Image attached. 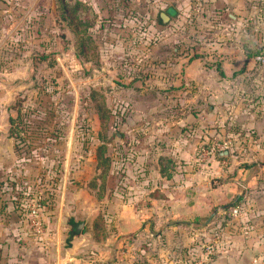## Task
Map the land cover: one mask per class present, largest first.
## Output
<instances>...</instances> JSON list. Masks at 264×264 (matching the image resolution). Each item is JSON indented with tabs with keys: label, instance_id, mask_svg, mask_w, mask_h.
I'll list each match as a JSON object with an SVG mask.
<instances>
[{
	"label": "rangeland",
	"instance_id": "rangeland-1",
	"mask_svg": "<svg viewBox=\"0 0 264 264\" xmlns=\"http://www.w3.org/2000/svg\"><path fill=\"white\" fill-rule=\"evenodd\" d=\"M64 1L70 9L78 1L88 9L80 7L73 14L60 10L63 0H40L39 6L43 9L39 10L35 7L36 0H26L23 11L12 13V27L0 21V136L4 141L0 149L6 150L4 155L0 154V201L6 203L7 211L10 207L11 214L17 216L12 221H18L20 238L42 251L49 231V217L56 211H63L66 225L69 219L81 224L80 243L85 245L86 251H82L77 259L81 258L84 264H163L169 257L172 264H195L209 245L217 248L216 259L219 249L228 241L222 229L235 218L234 209L229 213L226 209L236 203L235 196L245 197L246 190L231 192V201L227 204L215 202L204 206L203 214H191L184 223L151 216L148 211L152 205L147 198H142L136 208L146 216L143 226L149 230L139 235L124 234V221L117 218L119 209L124 206L118 195L123 189L125 195L133 191L132 186L123 187V182L131 179L126 166L133 162L132 135L140 128L146 133H160L158 128L167 129L172 126L171 122L192 115L199 108L206 117L204 125L198 127L202 133L191 129L192 126L196 128L195 123L179 126L183 136L196 141L194 160L157 156L155 162L165 168L179 162L183 166L191 164L221 170L219 174L212 171L211 176L206 177L207 192L216 193V197L217 193L223 194L221 190L227 191L225 188L231 186L229 184L241 170L264 167V125L252 129L244 120V113L253 110L260 116L262 111L256 99L248 101L245 88L230 96L232 99L224 97V102L227 100L235 106L231 116L228 107L218 106L213 97L214 74L197 76L195 80L189 77V85L184 84L185 77L182 83L175 82L171 86L165 82L169 78L181 79L167 71L170 64H177L175 54L184 51L189 53L188 56L192 55L190 61L195 60L191 68L194 73L196 69L215 68L218 61L213 56L220 52L215 48L220 45L230 49L228 43L232 39L243 44L244 31L248 28H237L238 35L233 36L229 29L218 27L215 15L206 14L208 1L203 4L201 14H194L191 0L188 28L169 30L154 17L157 22L154 40L151 46L146 45L140 50L146 52L150 47L151 51L155 48L154 55L135 54L139 45L117 52L114 50L116 45L108 40L116 30L111 28L121 20L150 19L152 15L140 10L141 7L153 10V0H143L141 6L134 3L135 0L116 3L110 0L106 6L109 14L103 18L100 13L102 0ZM164 6L166 9L163 3ZM0 17L4 18V15L0 14ZM127 28L125 33L130 37H138L146 31L142 26ZM165 31L172 36L168 38L172 42L165 43L162 39ZM254 31L259 28L255 27ZM263 50L257 44L250 51L257 55ZM201 56L204 59L200 62L198 57ZM182 63L185 64L184 60H178L179 68ZM258 63L264 67L263 62ZM179 71L173 74H179ZM201 83L208 87H200ZM241 84L243 87V80ZM184 87L186 90H182ZM18 97L24 102L28 127L14 139L8 133L10 107ZM134 101L147 108L152 105L158 123L136 124ZM184 101L188 108H184ZM216 113L222 120L213 123ZM234 115L240 116L237 121ZM179 132L174 131L173 135ZM224 143H229L228 149L221 148ZM223 153L228 156H222ZM257 169L260 173L258 191L264 196V169ZM170 175L175 173L167 171L166 176ZM192 191L187 189L186 195ZM216 197L212 196L215 201ZM133 206L130 204L129 210L132 211ZM237 206L242 214L249 207L242 203ZM261 206L264 208V204ZM34 208L39 214L41 233L32 226ZM240 217H237L238 221ZM196 219L199 221L194 222ZM244 221L240 223L243 233L240 240L243 242L251 234L249 222ZM164 225L171 227L173 232L164 235ZM156 228L160 231H154ZM250 257L252 261L264 259V253H242L232 256L228 262L251 264Z\"/></svg>",
	"mask_w": 264,
	"mask_h": 264
},
{
	"label": "crops",
	"instance_id": "crops-1",
	"mask_svg": "<svg viewBox=\"0 0 264 264\" xmlns=\"http://www.w3.org/2000/svg\"><path fill=\"white\" fill-rule=\"evenodd\" d=\"M25 1L26 0H0V14L4 15V18L0 17V21L12 27V13L23 11V8L26 6ZM36 1V9L42 10L43 7L39 6L40 0ZM92 1L96 2L97 0H90V2ZM117 1L119 0H114L112 3H116ZM153 1L155 3V8L153 7V10L147 11L143 9V7H141L140 10V12H144L143 14L152 15L150 19L147 18L144 21L121 20L119 24L111 28H116L115 33L111 35L113 37L108 39L110 43L116 45L114 50L120 52L119 50L122 48L128 49L133 45H139L138 47L140 48L134 51L135 54L142 53L147 56L154 55L155 48H152L153 51H151V47L146 52L140 51L145 48L146 45L151 46L152 40H154L153 38L157 29V22L154 17H157L161 23L163 22V25H166V29L169 30L179 27L183 29L188 28L191 0H172L171 2L173 4H170V0ZM100 3H102L103 7L100 12L103 18V16L106 17L109 14V10L106 6L110 4V0H102ZM134 3H140L141 6L143 0H135ZM163 3L166 5V9L165 6L163 8ZM167 4L170 5L167 6ZM163 13L169 16V21H164L162 19L161 15ZM153 14L155 16H153ZM206 14L215 15L218 21V27L220 29H229V31H232L233 36L238 35L237 28L241 26H244V29L248 28L246 32L244 31V43H237L235 42L236 39H232V42L230 41L228 43V46L231 45L229 46L230 49L228 47L221 48L219 45L215 50L219 49L220 52L218 51L213 56L218 61L215 68L205 67L199 70L196 69L195 73L191 70L194 64L193 61H195H190L193 59L192 55L188 56V52L185 53L181 51L180 54H175L177 55L175 59L184 60L185 64L183 65L182 63V67L179 68L177 60V66L175 64H170L167 70L170 71L172 76L175 75V77H180L181 79L169 78L165 79V82H169L168 85L171 86L175 82L182 83L185 77L184 80L186 82L184 84L189 85V77H194L195 80L197 76L214 74L212 75V91H215V93L213 92V97L218 101V106L224 104V107H228V110L231 111V116L235 113V106L233 107L230 105L227 100L224 102V97H233L235 93L245 88V91L248 93V101L249 99H256L259 104L258 107L260 112L262 111V113L259 116L255 114L253 110H250L249 113H244V115H246L244 116L246 117L244 120L247 122L246 125L250 126L252 129L255 127L259 128L264 125V67L258 63L257 58L260 57L259 55L262 53L263 60L261 63H264V50L257 55H254L250 50L257 44L260 45L261 48H264V0H208ZM132 26H136V28H139V26L145 27L146 31L138 37H130L126 35L125 30H128L127 27L130 28ZM255 27L259 28V31H254ZM168 38H172V36L168 35L167 31H165V35L162 39L165 40V43L172 42V40H168ZM128 45L129 47H127ZM224 45L225 44H221V46ZM236 45L239 47L235 48ZM203 49L205 50L206 48ZM171 56L173 55L171 54ZM203 59V56L200 58L198 57V61L200 62L203 61ZM256 66H258V69H255ZM184 67H186V69H184ZM177 70H180V73L173 74V72ZM260 70H262L261 74H259ZM255 76L256 78L258 76L257 81L255 80ZM242 80L243 87L241 84ZM186 87L182 90H186ZM200 87L207 88L208 85H206V83H201ZM134 104V113H136L134 122L136 124L158 123L157 120L159 119L156 118L158 115L153 114L154 110L151 109L152 105L147 108L141 106L138 101H134ZM183 104L185 106L184 108H188L187 101H184ZM179 106L183 107V105ZM141 108H143L144 112ZM216 109L219 110L218 107ZM201 110L202 109L199 108L195 110L192 115L178 118L175 122H171L172 126L169 125L168 128L166 127L167 129H165V127L158 128L160 129V133H146L144 128H140V130H137V132L132 135L134 136L133 162L126 166V169L130 171L129 176H131V179L127 178V183L123 182V187L128 186L129 188L132 186L133 191L129 195H125L123 189V193L118 195L121 198L119 202L124 206H122V209H119L117 218L124 221L123 228L126 229L124 234L130 235L133 233L139 235L142 231L147 232L149 230L146 225L143 226V221L146 216L143 212H138L136 208L137 202H141L140 200L142 198H147L149 204L152 205V208H149L148 211L151 216L157 215L160 220H179L183 222L186 221L191 214L196 216L203 214V207L211 205V203L227 204L231 201V192L235 190L243 192V190H246L247 193L240 203H242L243 206L248 205L249 207L245 208L246 210L243 214L241 213L240 221H238L239 218L232 217L233 219L227 227L222 229L224 236H228V241L223 243L221 249L218 251V254H220L210 263L232 264L231 261L228 262L232 256H238L242 253L248 254L249 252L252 254L264 253V208L261 206L264 204V196L259 194L261 192L258 191L260 173L257 169L259 168L262 170L264 167H261V169L259 166H256L254 168H245L241 170L240 173L236 174L234 182L229 184L231 186L225 188L227 191L224 192L221 190L220 193L223 194L219 195L217 193L216 197V193L207 192L209 186L206 179L211 176L212 171L215 174H219L221 170L218 171L211 167L200 165L193 166L191 164L183 166L179 162L175 166L165 168L158 164V161H154V157L157 158V156H175V158L181 160H194L196 154V141H190L187 136H183L179 126L185 123H195L196 128L192 126L191 129H195L197 133H202L198 127L204 125L206 117H204V113ZM239 117L240 116L237 115L233 116L236 121ZM221 118V115L216 113L212 119L213 123H218ZM166 123L167 122L164 124ZM174 131L177 133L180 131V134L173 135ZM4 135L7 136V133ZM2 138L0 136V146L4 142ZM5 152L6 150L0 149L1 155H4ZM167 171L174 172L175 175H170L168 177L166 176ZM192 173L196 174L193 175ZM206 173H208L207 176L205 175ZM187 189L193 190L192 193H189V196L186 195ZM228 191H230V193ZM212 196L216 197V201ZM65 197L64 192V203ZM240 197L241 195L235 196V202H237ZM126 203L128 206L125 207ZM130 204H134V209L132 211L129 210ZM5 206L6 203H1L0 201V264H84L81 258L77 259V256H81L82 251H86L85 245L80 243L82 236V231H80L81 224H77L75 220L69 219L66 225L63 221V211L52 213L48 219L49 231L43 243L44 249L38 251L33 245L22 241L20 238L21 234L18 221H12V219L16 220L17 216H13L10 207L7 211ZM244 220L249 222V228H247L251 234L250 237L243 242L240 240V238L243 237L240 223ZM244 225L246 224L244 223ZM150 231L152 232L151 229ZM154 231L159 232L160 230L156 228ZM172 232L171 227L164 225V235L171 234ZM251 259L252 257H250L249 262L252 261ZM246 261L248 262V260ZM163 264H172L170 257L163 260Z\"/></svg>",
	"mask_w": 264,
	"mask_h": 264
},
{
	"label": "trees",
	"instance_id": "trees-1",
	"mask_svg": "<svg viewBox=\"0 0 264 264\" xmlns=\"http://www.w3.org/2000/svg\"><path fill=\"white\" fill-rule=\"evenodd\" d=\"M80 7H83L84 9L85 8L88 9L87 5H85L81 1H78V3H76V5L70 9V7L67 6L65 1L63 0V5H62V8L60 10H62V11L64 10L68 13L71 12L74 14V13H77L79 11ZM259 56L263 57L262 53ZM23 103H24L23 100L18 97L16 99V102L10 107V111L12 112V115L9 118L10 127H9L8 133H9L10 138H14V139L19 138L21 136V134L25 131L24 127H28L27 122H26V116H25V113L23 111ZM242 198L243 197H240L238 199V201L233 206L227 208L226 212L229 213L234 208L238 207L237 205H238V203H240ZM198 221H199V219H196L194 222H198Z\"/></svg>",
	"mask_w": 264,
	"mask_h": 264
},
{
	"label": "built area",
	"instance_id": "built-area-1",
	"mask_svg": "<svg viewBox=\"0 0 264 264\" xmlns=\"http://www.w3.org/2000/svg\"><path fill=\"white\" fill-rule=\"evenodd\" d=\"M208 0H192V10L194 14H201L203 11V4L206 3ZM258 61H262L263 58L262 56L257 58ZM229 143H224L222 145V149H228L229 147ZM210 153H213L212 151ZM209 154V153H207ZM206 155V152L205 154ZM32 214V226L35 228V231H37L38 233L42 232V226L41 223L39 221V214L38 211L34 208L31 212ZM241 215V209L239 207L234 208L233 210V216H235L236 218L239 217ZM217 254V248L215 246L209 245V246H205L204 251L201 255V257L199 258L198 261H196L195 264H210L213 261V258L216 256ZM251 264H264V259L262 258H255Z\"/></svg>",
	"mask_w": 264,
	"mask_h": 264
},
{
	"label": "water",
	"instance_id": "water-1",
	"mask_svg": "<svg viewBox=\"0 0 264 264\" xmlns=\"http://www.w3.org/2000/svg\"><path fill=\"white\" fill-rule=\"evenodd\" d=\"M161 17H162V19H163L164 21H169V16H168V15H166V14L163 13V14L161 15ZM222 156H228V154H227V153H223Z\"/></svg>",
	"mask_w": 264,
	"mask_h": 264
}]
</instances>
